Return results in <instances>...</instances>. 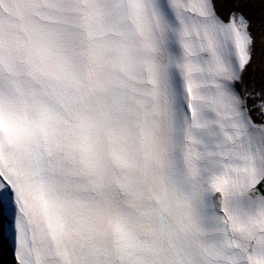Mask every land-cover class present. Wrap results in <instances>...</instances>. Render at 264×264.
I'll use <instances>...</instances> for the list:
<instances>
[{
  "label": "snow or ice",
  "instance_id": "6c2138e0",
  "mask_svg": "<svg viewBox=\"0 0 264 264\" xmlns=\"http://www.w3.org/2000/svg\"><path fill=\"white\" fill-rule=\"evenodd\" d=\"M5 220L15 264H264V0H0Z\"/></svg>",
  "mask_w": 264,
  "mask_h": 264
},
{
  "label": "bare ground",
  "instance_id": "6f19581e",
  "mask_svg": "<svg viewBox=\"0 0 264 264\" xmlns=\"http://www.w3.org/2000/svg\"><path fill=\"white\" fill-rule=\"evenodd\" d=\"M254 35L256 34V30L253 29ZM253 66H260V55H259V38L257 37V51L254 55V65ZM252 68L250 66L249 73L251 72ZM247 79V76H246ZM258 119V118H257ZM0 264H15L14 256L7 246L5 240H0Z\"/></svg>",
  "mask_w": 264,
  "mask_h": 264
},
{
  "label": "rangeland",
  "instance_id": "374dc122",
  "mask_svg": "<svg viewBox=\"0 0 264 264\" xmlns=\"http://www.w3.org/2000/svg\"><path fill=\"white\" fill-rule=\"evenodd\" d=\"M258 120V119H257Z\"/></svg>",
  "mask_w": 264,
  "mask_h": 264
}]
</instances>
